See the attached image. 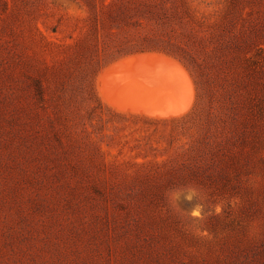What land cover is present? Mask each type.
<instances>
[{"label": "rangeland", "instance_id": "rangeland-1", "mask_svg": "<svg viewBox=\"0 0 264 264\" xmlns=\"http://www.w3.org/2000/svg\"><path fill=\"white\" fill-rule=\"evenodd\" d=\"M184 1L0 0V264H264V0ZM143 53L181 67L185 112L103 97Z\"/></svg>", "mask_w": 264, "mask_h": 264}, {"label": "bare ground", "instance_id": "bare-ground-1", "mask_svg": "<svg viewBox=\"0 0 264 264\" xmlns=\"http://www.w3.org/2000/svg\"><path fill=\"white\" fill-rule=\"evenodd\" d=\"M133 59H135L134 65H131L130 62ZM112 66V70L110 69V72L106 73L105 76L106 80L110 82V86L107 88L110 95L106 91L102 92L103 97L109 103H115L117 106H132L133 108L138 106L136 105L138 103L126 102L128 99L131 100L133 96L144 95L146 99L148 97V100L153 101L150 99L152 96L159 97L158 95L167 94L173 98V101L165 103L147 102L143 105L144 111L149 114L168 117L181 114L189 108L192 101L191 90L186 86L187 79L181 67L172 59L162 55L152 56V53H143L122 58ZM131 66L133 69H130ZM170 72L176 74L175 82L177 85L170 82L171 79L168 77ZM132 76L135 78L133 79ZM175 98L178 100L177 102L174 100Z\"/></svg>", "mask_w": 264, "mask_h": 264}, {"label": "clouds", "instance_id": "clouds-1", "mask_svg": "<svg viewBox=\"0 0 264 264\" xmlns=\"http://www.w3.org/2000/svg\"><path fill=\"white\" fill-rule=\"evenodd\" d=\"M164 195H165L166 203L171 210L175 211L176 209H180L181 211H184L183 209L180 208V204H179L181 197V192L179 190L169 189L166 190ZM196 195H197V189L194 187H189L187 192L183 194V199L191 204L194 196ZM238 204H239V198L232 197L229 201L226 202L217 201L215 203H212L210 206V210L208 212H205L204 205L197 203L193 205L190 208V210H188V214L195 220L204 221L209 216H213V215L221 216L223 215L227 207H231L235 209ZM187 230L191 231L194 236H197L202 239H207L211 241L214 238L213 233L208 231L207 228L203 226V224H200L195 228H187Z\"/></svg>", "mask_w": 264, "mask_h": 264}, {"label": "trees", "instance_id": "trees-1", "mask_svg": "<svg viewBox=\"0 0 264 264\" xmlns=\"http://www.w3.org/2000/svg\"><path fill=\"white\" fill-rule=\"evenodd\" d=\"M184 3H185V1L182 0V14L185 15V16H188V10H187V8L184 6ZM181 18H182V16H181ZM181 35H182V34H181ZM184 37H186V36H184ZM184 39H185V38H184ZM163 43H164V45H167V46H169V45H173V43H172V42L170 41V39H168V38L164 39V40H163ZM176 48L178 49L179 52L184 53V55L187 54V52H186V50H185L184 47H182V46H180V45H177ZM134 51H136V52H137V51H138V52H142V51H161V52H165V53H167V54H169V55H174L169 49H166V48H159V47H142V48H139V49L134 50ZM187 55H188V54H187ZM191 57H192V56H191ZM181 58H184V57L182 56ZM185 115H186V114H185ZM185 115L177 116V117H175L174 119H177V118H184Z\"/></svg>", "mask_w": 264, "mask_h": 264}, {"label": "crops", "instance_id": "crops-1", "mask_svg": "<svg viewBox=\"0 0 264 264\" xmlns=\"http://www.w3.org/2000/svg\"><path fill=\"white\" fill-rule=\"evenodd\" d=\"M123 58V57H122ZM121 59V58H120Z\"/></svg>", "mask_w": 264, "mask_h": 264}]
</instances>
